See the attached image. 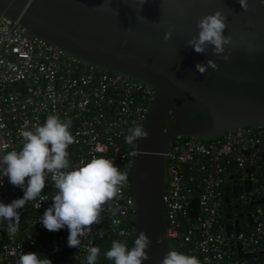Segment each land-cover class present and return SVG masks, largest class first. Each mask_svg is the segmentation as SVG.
Listing matches in <instances>:
<instances>
[{
	"label": "built area",
	"instance_id": "2783aa9c",
	"mask_svg": "<svg viewBox=\"0 0 264 264\" xmlns=\"http://www.w3.org/2000/svg\"><path fill=\"white\" fill-rule=\"evenodd\" d=\"M154 94L152 87L127 75L80 63L0 14V155L19 149L23 141L18 130L25 122L31 128L47 115H56L71 120L70 167L103 156L127 177L78 248L67 246L66 228L50 232L38 222L56 191L49 177L41 193L44 201L38 197L19 210L14 235L0 222V264H17L22 252L43 257L44 250L51 264L68 258L72 264H85L86 249L95 246L97 238L112 236L128 244L134 237L130 186L138 140L125 143L124 137L129 127H142ZM263 135V127H245L210 141L177 137L166 150V235L200 264H264ZM3 180L0 201L22 195L6 177ZM226 185L236 191L235 200L225 197ZM193 198L195 216L189 209ZM226 202L239 203L240 209L227 211ZM98 263L112 264L100 255Z\"/></svg>",
	"mask_w": 264,
	"mask_h": 264
},
{
	"label": "water",
	"instance_id": "95a60500",
	"mask_svg": "<svg viewBox=\"0 0 264 264\" xmlns=\"http://www.w3.org/2000/svg\"><path fill=\"white\" fill-rule=\"evenodd\" d=\"M249 4L251 10L244 12L237 0H0V14L29 34L82 64L122 73L155 90L130 186L134 237L143 231L151 241L143 264H159L168 250L179 251L166 235L163 203L165 153L172 141H210L226 131L264 128V5L259 0ZM215 10L227 16L224 34L232 36L227 60L210 48L197 54L185 45L196 35V20ZM166 30L171 31L167 42ZM209 59L216 69L198 72L195 65ZM196 112L200 117L189 120ZM189 209L195 216L196 198Z\"/></svg>",
	"mask_w": 264,
	"mask_h": 264
},
{
	"label": "clouds",
	"instance_id": "9594fccd",
	"mask_svg": "<svg viewBox=\"0 0 264 264\" xmlns=\"http://www.w3.org/2000/svg\"><path fill=\"white\" fill-rule=\"evenodd\" d=\"M237 3L241 11L251 10L249 0H237ZM259 4L264 5V0H259ZM226 19L225 13L220 10L201 16L195 22L196 35L187 39L185 45L197 54H205L210 48L213 55L227 60L229 57L225 49L232 44V36L224 34ZM170 36L171 31H164L163 40L167 42ZM216 67L210 59L195 65L196 70L204 74L206 69L215 70ZM70 128L71 120H62L56 115H47L42 123L31 128L25 122L18 130L23 141L19 149L0 155V186H3V178L6 177L10 185L22 191L20 197L8 203L0 201V222L6 224L10 235L16 232L14 223L19 219V210L38 197L41 202L44 201L41 193L51 177L56 191L50 199L51 205L45 208L38 222L50 232L66 228L67 246L78 248L90 226L99 223L102 206L112 200L126 182V175L111 159L103 156H93L78 166L70 167L67 149L74 143ZM146 136L143 127L133 125L127 129L124 140L125 143H132ZM150 243L149 237L140 231L131 245L113 241L103 256L112 264H143L149 259L146 249ZM86 253L85 264H97L100 249L90 246ZM17 264H51V261L34 252H22ZM159 264H200V261L193 255L168 250L159 259Z\"/></svg>",
	"mask_w": 264,
	"mask_h": 264
},
{
	"label": "trees",
	"instance_id": "16d2710c",
	"mask_svg": "<svg viewBox=\"0 0 264 264\" xmlns=\"http://www.w3.org/2000/svg\"><path fill=\"white\" fill-rule=\"evenodd\" d=\"M199 117H200V112H196L189 118V120H194V119H197ZM260 147L262 149H264V135L262 136V143H261ZM222 192L224 193L225 197L229 201L232 200V199L235 200L233 188H231L229 185H226L223 188ZM244 206H246V205H244ZM224 208L227 211H238L240 209V205H239V203H237V204L234 203V205L231 206V205H228L227 202H226V204H224ZM229 217H226V219H228ZM133 239L134 238H131L128 241V245H131V242H132ZM112 242H113V237L112 236H103V237L97 238L95 246L100 249V253H101L100 257L101 258H105L103 256V253L110 247ZM172 243L178 248L179 252H182V250L174 242H172ZM43 253H44L43 257H47L48 259L50 258V255L48 254L47 250H44Z\"/></svg>",
	"mask_w": 264,
	"mask_h": 264
}]
</instances>
